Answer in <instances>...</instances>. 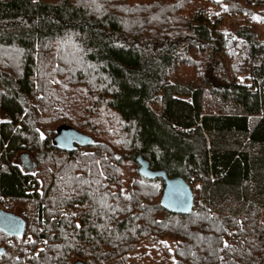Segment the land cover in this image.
<instances>
[{"label":"trees","instance_id":"1","mask_svg":"<svg viewBox=\"0 0 264 264\" xmlns=\"http://www.w3.org/2000/svg\"><path fill=\"white\" fill-rule=\"evenodd\" d=\"M263 26L264 0H0V203L26 223L0 264H264Z\"/></svg>","mask_w":264,"mask_h":264},{"label":"water","instance_id":"2","mask_svg":"<svg viewBox=\"0 0 264 264\" xmlns=\"http://www.w3.org/2000/svg\"><path fill=\"white\" fill-rule=\"evenodd\" d=\"M90 143L89 136L75 128L64 125L59 127L53 144L62 149H72L76 144ZM140 174L148 179L162 178L165 181L161 204L175 213H190L194 206V191L191 184L181 175L169 176L165 169H152L150 162L139 155ZM25 221L9 211H0V228L10 234H22L25 230Z\"/></svg>","mask_w":264,"mask_h":264},{"label":"rangeland","instance_id":"3","mask_svg":"<svg viewBox=\"0 0 264 264\" xmlns=\"http://www.w3.org/2000/svg\"><path fill=\"white\" fill-rule=\"evenodd\" d=\"M218 13L220 16H222L223 18V25L225 27H228L231 23L233 22H240V21H244L245 18L244 17H240V16H237V15H232V14H227L223 11H221L219 8H215V7H212V13ZM212 15V14H211ZM214 19V17H213ZM264 27V26H263ZM241 80H243V76H241ZM5 116L4 115H0V118H4ZM17 162L22 166V168L24 170H32L34 168V158L26 153H20L18 154L17 156ZM196 186H198V184H196ZM7 202L9 205V200L6 198V199H2L1 200V203H0V209H3V207L5 206L4 203ZM9 207V206H7ZM29 208L32 209V214H28V211H29ZM16 210V209H15ZM34 210V207L32 204H27L25 206V209L24 208H20L18 210H16V213L18 215H23L25 214L26 217L27 216H31L32 218H34V215H33V211ZM27 239H31V236H28ZM165 244L172 250L175 246V241L171 240V239H167L165 241ZM155 246H157L160 251L162 252L163 251V248H162V245L160 244H155Z\"/></svg>","mask_w":264,"mask_h":264},{"label":"built area","instance_id":"4","mask_svg":"<svg viewBox=\"0 0 264 264\" xmlns=\"http://www.w3.org/2000/svg\"><path fill=\"white\" fill-rule=\"evenodd\" d=\"M7 204H8V203L5 202V203H4V205H5L4 207H7V206H8ZM28 214H32V209H31V208H29ZM28 220L31 222V221H32V217L29 216Z\"/></svg>","mask_w":264,"mask_h":264},{"label":"crops","instance_id":"5","mask_svg":"<svg viewBox=\"0 0 264 264\" xmlns=\"http://www.w3.org/2000/svg\"><path fill=\"white\" fill-rule=\"evenodd\" d=\"M2 210H4V209H0V211H2ZM15 215V214H14ZM15 216H17V215H15ZM18 218H21V217H19V216H17ZM23 219V218H22Z\"/></svg>","mask_w":264,"mask_h":264}]
</instances>
